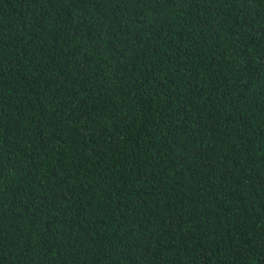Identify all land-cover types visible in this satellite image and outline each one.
<instances>
[{
    "label": "trees",
    "instance_id": "1",
    "mask_svg": "<svg viewBox=\"0 0 264 264\" xmlns=\"http://www.w3.org/2000/svg\"><path fill=\"white\" fill-rule=\"evenodd\" d=\"M0 264H264V0H0Z\"/></svg>",
    "mask_w": 264,
    "mask_h": 264
}]
</instances>
